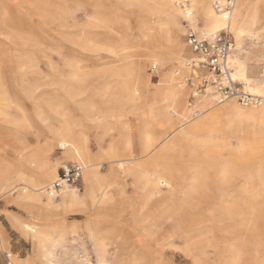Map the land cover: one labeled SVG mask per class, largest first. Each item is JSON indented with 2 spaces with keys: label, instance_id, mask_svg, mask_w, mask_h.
Instances as JSON below:
<instances>
[{
  "label": "rangeland",
  "instance_id": "rangeland-1",
  "mask_svg": "<svg viewBox=\"0 0 264 264\" xmlns=\"http://www.w3.org/2000/svg\"><path fill=\"white\" fill-rule=\"evenodd\" d=\"M121 2V0H105L106 6L111 7V14L126 25L129 35L133 38L140 37L141 29L149 25L150 14L143 12L136 6H127ZM209 2L211 3L212 0ZM251 2L253 6L258 4L264 7V0H251ZM92 3L93 0H0V12L5 16L0 21V88L10 92V98L3 102L0 99V110L8 111L7 114H0V118L6 116L10 121L5 125L0 122V159L11 162V170L13 171L9 178L1 180L3 192L0 193V258H2L3 264H6L2 254L4 252L11 254L12 264H27L19 260L25 256L27 259H33L34 247L31 235L12 225L11 217H14L20 222L38 225V229L41 228L39 230H45L50 235L47 247H55V253L62 257L63 264L70 261V255L71 258L75 259V264H83L82 258H79V249L86 252L85 241L82 237L88 240L87 242L90 244L91 252L94 254V264L99 263H97V256L101 251L97 244L100 240L105 241L106 258L101 260L104 264H192V260L185 254L186 249L184 248L189 240L198 236V231H203V234L211 233L214 238L220 241H230V238H233V235L223 230L219 223L225 225L227 222H232L229 224L232 225L235 224L236 219L218 221L219 223H215L216 219H212L213 213L221 207L218 205L220 202L218 195L207 199L204 209H201L204 213L198 216L196 222H187L169 216L167 212L163 211L164 204L162 202L156 201L154 196L147 195V189L139 188L133 182L135 181L134 178L129 179L127 178L128 175L121 173V177L116 180L118 185H114L117 188L110 189L112 203H115L120 197L132 203L134 201L137 204V213L145 215V218L138 219V223L135 221L136 225L134 224V226L118 228L120 229L117 230L119 234H122L120 232L123 231L127 233L129 238L122 241L119 237H114L112 243L107 238V229H103V232L105 231L103 234L102 231L88 230L83 226L85 224L83 222L76 223L69 220L84 216L92 221L98 220L100 224L104 222L113 224V221L116 220L121 225L126 224L123 220L125 217L130 218V213L122 212L119 214L117 211L115 213L100 211L95 213L96 207L87 202L86 199L77 208L66 207L60 202L62 199L61 191L55 198L57 206L54 208H50L45 203L47 195L43 192L39 194L41 200L38 202L18 198L20 194L26 193L35 196L27 188L33 179L38 178L43 182L42 186H46L55 180L46 179L44 168L40 170L37 167L41 164V159L52 162L57 171L63 163L80 162L79 159L72 160L68 157L65 159L63 155L64 147L58 136L62 132V128L66 126L72 129L76 140L81 139L82 135L85 137L84 143L90 156H94L91 152V146H93L91 134L93 132L103 128L102 134L105 138H109L112 142L117 140L118 146H115L117 151L114 155L106 158H90L93 165L91 167H94L97 172L104 170L102 169L103 161L109 162L107 164L109 166H117V160L132 157L140 161H150L148 159L150 154L140 153L141 133L150 129L146 127L150 122V116L147 115L148 106L144 104L146 100L144 99L140 103L136 100L128 101L126 95L119 97L120 99L117 98L116 101L107 99L109 90L117 86L122 78L121 75H111L109 72L111 67L130 64L135 60V57L119 59L114 54L100 57L91 50L90 46L83 45L88 38L92 37V31H94L93 27L90 26ZM152 3L153 1L149 0V4L152 5ZM103 6L104 9L109 10L105 5ZM107 11L106 13H109ZM179 18L181 29L172 25L170 30L172 35L179 38L178 40L185 45L182 57L190 60L191 57H195L186 38L187 28L191 24L184 16L180 15ZM198 21L199 26H201L202 18L199 17ZM162 23H165L164 17H161V20H158L154 26L157 28ZM190 27L200 31L192 25ZM22 28L25 31L29 29L28 33L33 36L32 41L24 43L12 39L15 32L17 33ZM252 28L255 35L251 39L245 36L243 39L244 46H250L258 40H264V19ZM6 37H9V40ZM133 50L136 51L137 49ZM149 66L150 62L146 68L147 74L151 75L149 80L151 84L156 82L159 77L156 75L157 73L152 72V68ZM75 71H80L81 79H74L73 73ZM184 75L187 78L191 76L186 69ZM80 81L83 83H79ZM196 82L198 83L197 80ZM185 84L191 92L192 88L187 84L186 79ZM29 90H31V95L27 93ZM189 101L191 103L193 101L191 96ZM83 103L95 105L96 114L106 111L104 115H101L102 121L100 123L96 122L95 116L89 118L85 114L81 109ZM52 108L58 110L55 112L51 110ZM112 109L116 111L114 113L118 115L117 119L112 118L107 113ZM103 116H106V119H103ZM130 135L133 141L130 147L131 151L129 154L122 153L127 137ZM192 147L190 144L187 145L182 153L178 147L176 153L167 158L166 162H171L180 167L182 164L189 163L190 159L193 160L190 156ZM30 156H36V158L30 159ZM162 161L165 162L164 159H161ZM15 162L16 164H14ZM83 163L87 164L88 161H83ZM1 170H5V167ZM85 170L86 168H83L82 173ZM181 171L180 176L184 177L181 186L185 188L187 183L191 182L190 173L192 169L187 171L182 169ZM208 176L210 178L201 185L212 187V194L218 193L217 177L212 171H209ZM81 178L83 179V174H81ZM82 179L78 181L76 186H71L74 187L73 189L79 190L80 195L85 189ZM10 183L16 185L14 190H9L12 186L9 185ZM78 208L85 210L79 216L76 215L77 212H81ZM247 236L249 238L254 237L250 234ZM136 237L142 238L141 242L138 243L135 240ZM11 238L18 240V243L15 244L19 246L22 254L15 253ZM21 238L25 240L22 241ZM258 240L260 244L264 243V228L258 235ZM74 242H78V244L72 246ZM196 246V252L202 256L204 264H221L220 260L217 259L216 251L211 247L201 249L199 245ZM245 248L249 247L246 246ZM262 250L264 251V248ZM230 261L227 264H234ZM35 262L41 264L37 260ZM42 264L46 263L43 261ZM237 264H264V261H254L245 256Z\"/></svg>",
  "mask_w": 264,
  "mask_h": 264
},
{
  "label": "bare ground",
  "instance_id": "bare-ground-1",
  "mask_svg": "<svg viewBox=\"0 0 264 264\" xmlns=\"http://www.w3.org/2000/svg\"><path fill=\"white\" fill-rule=\"evenodd\" d=\"M121 1L127 6H136L150 14L149 25L141 29L140 37L133 38L129 35L126 25L111 14V7L106 6L105 0H93L90 26L94 31H92V37L83 43L84 46H90L91 50L100 57H106L109 54H114L119 59L135 57L130 64L111 67L109 71L111 75H121L122 78L117 86L109 90L107 99L116 101L117 98L126 95L128 101L136 100L140 103L145 99L144 104L148 106L147 115L150 116V122L146 127L150 129L141 133L140 153L150 154L148 158L150 161H140L133 157L117 160L116 168L123 175L134 178L133 182L139 188L147 189V195L154 196L156 201L164 204L163 211L179 220L196 222L198 216L204 213L201 209H204L207 199L218 195L220 199L218 205L221 207L213 213L212 219H216L215 223L236 219L235 224L232 225H229L232 222H227L225 225L218 222L223 230L233 235V238H230V241L225 239L220 241L211 233L203 234V231H198L201 235L198 234L189 240L184 248L192 264H204L202 256L196 252V245H199L201 249L211 247L216 251L217 259L221 264H227L229 260L237 264L245 256L251 260L263 262L264 243L260 244L258 235L264 228L262 227L264 225V101L259 105L243 106L236 99L231 98L220 104L216 101L212 89L207 88L203 94L195 95L191 103L189 98L193 90L189 92L185 84L187 79L184 75L185 69L196 79L201 78L204 71L188 66L190 60L182 57L185 45L178 40L179 38L172 35L170 26L174 25L181 29L179 17L182 15L200 32L215 33L224 28L229 30L233 33L235 47L231 59L234 66L233 78L244 83L249 92L264 95V84L260 80L264 68V40H258L250 46L243 44L245 36L251 39L255 35L252 27L264 19V7L258 4L253 6L251 0H235L234 6L229 11L217 12L213 10L212 2L210 3L209 0H152V5L149 4V0ZM103 5L109 10L104 9ZM4 17L0 12V21ZM161 17H164L165 23L159 24L156 28L154 24H157ZM199 17L203 20L201 26H199ZM3 26L5 27L4 24ZM28 31L19 29L12 39L24 43L32 41L33 36ZM6 38L9 40V37ZM149 62V67H155L152 72L157 73L159 77L156 82L151 83L152 85L149 83L151 75L147 74L146 68ZM80 75V71L73 73L74 79H81ZM30 91H27L29 95H31ZM8 98H10V92L0 88L1 101ZM81 109L89 118L95 116L96 122L99 123L102 121L101 115L106 113L102 111L96 114V106L91 103H83ZM51 110L56 112L58 109ZM7 112L5 109L0 110V114H7ZM114 112L116 111L112 109L107 113L117 119L118 115ZM105 117L103 116V119ZM0 122L4 125L10 123L6 116L0 118ZM75 138L69 126L62 128L58 136L64 147L65 159L68 157L82 161L83 167L86 168L82 173L86 185L82 195L79 194V190L73 189L74 187L62 188L60 190L61 204L77 208L85 202V199H90V204L92 203L96 209L99 206L111 204L113 199L110 189L117 188L114 187L118 183L117 178L115 175L108 177L95 171L94 167H91L93 165L90 158L94 159L96 156H90L86 150L85 137L82 135L79 140ZM132 142L130 135L127 137L122 153H130ZM189 144L193 146L190 150L193 160L189 158V163L180 164L181 167L166 162L167 158L176 153L178 147L182 153ZM115 146L113 142L100 158L114 155L117 151ZM32 157L36 158V156H30V159ZM161 159L165 162H161ZM83 161L88 163L85 164ZM40 162L41 164L37 167L40 170L44 168V177L56 180L57 170L53 163L43 159ZM4 167L5 170L2 171ZM11 167V162L0 159V193L3 192L1 180L9 178L10 173L13 172ZM182 169L186 171L192 169L191 182L187 183L185 188L181 186V181L184 179L180 176ZM209 171L217 177L218 193L212 194V187L201 185L210 178ZM42 183L38 178L33 179L27 188L35 196L26 193L20 194L18 198L38 202L41 200L39 194L44 193L45 186H42ZM9 185H12L9 190H14L16 187L11 183ZM46 198L45 203L50 208L57 206L55 198L49 196ZM117 213L122 212L118 210ZM130 214V219L133 221L145 218V215H139L137 211ZM11 222L13 226L31 235L34 249L44 263L63 264L62 257L55 253V247H47V241L50 240L47 232L39 230L41 228L38 229V225L20 222L13 217ZM247 234L254 237L249 238ZM246 246L249 248H245ZM97 247L101 251L97 256V263L104 264L101 260L106 258L105 241L100 240ZM69 262L66 263L71 264V260ZM10 264H12L11 260ZM72 264L75 263L72 262Z\"/></svg>",
  "mask_w": 264,
  "mask_h": 264
},
{
  "label": "built area",
  "instance_id": "built-area-1",
  "mask_svg": "<svg viewBox=\"0 0 264 264\" xmlns=\"http://www.w3.org/2000/svg\"><path fill=\"white\" fill-rule=\"evenodd\" d=\"M235 0H212L214 11H229L234 6ZM187 44L195 54L190 59V66L204 71L203 76L196 79L189 76L187 84L191 86L193 92L191 98L197 94H203L207 88L212 89L218 103L234 98L243 105H259L264 101V95L249 92L244 83L233 78L234 66L231 59L234 52L233 34L227 29H221L219 32L206 33L194 30L192 27L187 28ZM188 63V64H189ZM152 69H155L153 67ZM198 81V83L196 82ZM260 80L264 84V68L260 75ZM83 165L80 162L66 163L61 165L56 180L44 187V194L57 198L60 190L67 186H76L81 178ZM86 252L79 249V258H82L83 264H94V254L91 252L90 244L85 238ZM78 242L72 243L76 246ZM6 264H10V254L4 253Z\"/></svg>",
  "mask_w": 264,
  "mask_h": 264
},
{
  "label": "crops",
  "instance_id": "crops-1",
  "mask_svg": "<svg viewBox=\"0 0 264 264\" xmlns=\"http://www.w3.org/2000/svg\"><path fill=\"white\" fill-rule=\"evenodd\" d=\"M103 129V128H102ZM103 130L99 129V131H95L91 134V144L93 146L92 147V155L96 156V157H100L104 154V151L107 150V148L114 142L115 145L118 146L117 142L115 140L110 141L109 138H105L103 136ZM113 138L115 139V136H113ZM98 143V144H97ZM139 149V148H138ZM115 161V160H114ZM113 161V162H114ZM117 162V161H116ZM109 162L107 161H103L102 162V169H104L103 171H100L99 173L100 174H103V175H106L108 177H113L115 175L116 178L118 177H121L120 175V171L116 168V165L114 166H109L107 165ZM117 164V163H116ZM61 167V166H60ZM60 167L57 171V175L59 174V171H60ZM117 171V172H116ZM120 172V173H119ZM116 173V174H115ZM127 178L129 179H132L131 176H127ZM82 178H80L81 180ZM83 181V185L85 186V181L84 179H82ZM128 195H130L129 192H127ZM87 202H90V199H87ZM127 204V205H126ZM125 206V207H124ZM121 209V210H120ZM123 209V210H122ZM120 211V212H123V213H130V212H133V211H137L138 208H137V204L136 202L133 201L132 202H127L126 199H121V197L115 202V203H111L109 205H102V206H99L97 207V209L94 211L95 213H97V211L99 212H107V213H115V211ZM81 212H77L76 215L79 216V214H83L82 212H84L85 210H80ZM11 217V216H10ZM12 218V217H11ZM14 218V217H13ZM136 221V223H138L137 219H134ZM70 222H76V223H79V222H83L85 224H83V226H85V228H87L88 230H97V231H102V233L104 234L103 232V229H107V233H108V236L107 238L111 241L112 243V239L114 237H119L122 241H125L126 238H129L127 233H124L123 231H121L120 233L122 234H119V231L117 232V230H120L118 228H122L124 226H134L135 224V221L131 220L130 218H126L123 220L124 223L126 224H118L117 221H113L114 223L112 224L111 222H104V223H101L97 220V221H92L90 218H86V217H82V218H79V219H75V220H69ZM100 224V225H99ZM136 225V224H135ZM41 231H45V230H41ZM125 231V230H124ZM23 232V231H22ZM46 232V231H45ZM99 233V232H98ZM101 233V234H102ZM118 233V234H117ZM22 241H24L25 239L24 238H21ZM108 240V241H109ZM135 240L139 243L141 242L142 238L139 239V237H136ZM10 243V242H9ZM11 243L13 245V248L15 250V253L16 254H22L21 253V249L19 248L18 245H16L15 243H18V240H13L11 238ZM10 243V245H11ZM34 247V245H33ZM34 253V256H33V259H27L25 257H22V258H19V260L23 261L24 263L26 262L27 264H30V263H35L36 264V260L41 262V264L43 263V261L41 260V258L39 257L38 253H36L35 249L33 248V252ZM2 254L4 255V252H2ZM71 257V256H70ZM6 260V259H5ZM71 263H75V259L72 257L71 259ZM12 262V261H11ZM0 264H3V261H2V258H0Z\"/></svg>",
  "mask_w": 264,
  "mask_h": 264
}]
</instances>
